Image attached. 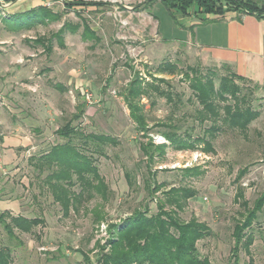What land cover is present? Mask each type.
Returning <instances> with one entry per match:
<instances>
[{"label":"rangeland","instance_id":"374dc122","mask_svg":"<svg viewBox=\"0 0 264 264\" xmlns=\"http://www.w3.org/2000/svg\"><path fill=\"white\" fill-rule=\"evenodd\" d=\"M83 1L102 4L95 9H74L62 0H0V213L42 219L31 232L15 230V238H8L0 223V245L10 249L11 264H95L101 252L109 251V225L145 205L149 213H155L156 202L164 201L165 191L171 187L195 191L178 216L182 220L195 217L210 227L211 234L197 242L200 255L207 256L211 264H264V205L249 230L253 238L250 254L240 250L237 262L231 256L232 228L240 218L234 200L236 188H243L249 204L264 192V87L236 80L245 105L259 112L246 135L223 126L212 140L211 152L168 146L163 155L149 161L139 149L140 141L167 142L164 131L189 132L192 137L201 134L202 126L193 118L198 104L185 78L188 68L211 77L215 87L221 77L231 73L223 65L198 59L181 36L166 38L162 30L168 23L170 29L181 30L176 21L183 16L176 13L173 19L163 4L149 6L151 16L148 7H136L143 0ZM250 1L258 7L264 5V0ZM39 5L59 17L8 31L3 18ZM82 20L94 32L93 37L81 34ZM64 23L79 24V28L64 30L61 41L51 37ZM40 36L51 37V50L34 42ZM165 65L175 70H159ZM135 76L151 82L154 77L164 78L165 82H153L178 93L181 99L175 107L161 96L142 97L147 121L139 132L123 99ZM78 78L85 82L79 85L81 91L90 92L93 102L84 97L83 101L75 89ZM80 105H84V113L75 117ZM67 121L83 134L109 135L116 143L86 145L79 135H73V144L96 167L106 193L102 196L88 188L64 214L45 180L50 169L44 166L39 171L35 165L38 155L67 141L56 132ZM14 133L27 136L31 143L13 153L1 143L3 135ZM185 167L200 173L186 174ZM244 167L247 171L235 182ZM73 179L71 189L79 192L80 184L75 176ZM148 184L160 188L151 193ZM95 213H99V221Z\"/></svg>","mask_w":264,"mask_h":264},{"label":"trees","instance_id":"16d2710c","mask_svg":"<svg viewBox=\"0 0 264 264\" xmlns=\"http://www.w3.org/2000/svg\"><path fill=\"white\" fill-rule=\"evenodd\" d=\"M155 1L161 2L173 19L176 18V13L186 15L193 8L195 13L200 14L222 16L226 11H231L236 15L252 13L257 17H264V5L258 7L250 0H144L137 6L149 8ZM66 4L72 7L73 5H95L97 3L76 1ZM223 4L227 9L224 10ZM58 17L59 15L52 13L49 8L39 5L22 13L3 18V20L12 29H22V27H29L33 22H44L46 19L54 20ZM81 24L83 37H93L94 32L90 30L84 20L81 21ZM78 28L79 24L64 23L51 37L54 36L58 41H61L64 30L68 29L74 32ZM51 37L40 36L34 39V42L51 50ZM47 41L48 43H46ZM159 70L171 72L175 69L171 65H165ZM197 71V68H188L185 78L188 80V87L198 104V107L194 109L193 118L197 124L202 126L201 134L192 137L189 132L181 134L164 131L162 134L167 142L155 144L153 141L145 143L140 141L139 149L147 160L152 161L157 154L163 155L168 146L176 150L200 148L203 152H211L213 150L212 140L223 126L238 129L243 135H246L249 123L259 115L258 111L245 105L244 95H240V87L236 82V80L249 81L230 72L231 75L221 77L215 87L211 77H203ZM153 81L165 82V79L154 77ZM153 81H145L141 77L135 76L123 92V99L137 132L144 130L147 121L141 102L142 97L149 99L150 94L161 96L175 107L181 103L178 93L168 91ZM82 113V107L78 106L75 117H79ZM56 132L66 137L67 141L54 144L49 150L38 155L35 167L39 171H42L44 166L50 169V172L45 176L46 183L53 199L61 205L64 214H67L68 208L72 207L74 203H78L82 192L87 191L88 188L94 189L102 196L106 193V185L97 173L96 167L84 153L79 151L78 146L73 144V135H79L83 144L86 145L88 143L97 145L104 142L115 144L116 141L113 137L105 134H83L78 131L75 125H72L71 121H67ZM155 151L156 154H154ZM184 171L186 174L200 173L191 167H185ZM246 171L245 167L240 169L234 179L235 182L239 183ZM73 176L80 184L79 192H74L71 189L74 185ZM128 183H130L129 179ZM147 187L151 193L160 188L157 184H154L153 187L148 184ZM88 194L90 196V193ZM194 195L195 191L190 188L171 187L165 191L164 201L156 202L155 213H149V207L145 205L143 210L135 209L131 214L120 219L119 223H111L109 225L111 236L107 241L109 251L101 252L96 258L95 264H211L209 258L200 255L197 249V242L211 234L208 224L195 217L182 220L178 216V212L184 208L187 199ZM234 200L239 205L240 218L235 221L232 228L231 256L237 262L240 250L250 254L253 238L249 230L264 205V192L249 204L244 198L243 188L238 185ZM167 205L170 206L169 209H166ZM98 214H94L97 221L101 219ZM40 222L42 219L38 217L27 218L21 215H10L6 211L0 213V223L8 238H15V230L22 233L31 232L32 228ZM0 264H11V253L8 246L0 245Z\"/></svg>","mask_w":264,"mask_h":264},{"label":"crops","instance_id":"0c3cea01","mask_svg":"<svg viewBox=\"0 0 264 264\" xmlns=\"http://www.w3.org/2000/svg\"><path fill=\"white\" fill-rule=\"evenodd\" d=\"M62 1L64 4L67 3ZM76 1L97 4L73 5L70 8L95 9L102 4L101 1L72 0L68 2ZM156 3L162 4L159 1L152 4ZM148 12L153 16L149 8ZM181 16L183 17L179 20L176 15L177 21H179H176V25L180 26L181 30H177V32L176 29H170L169 23L167 29L162 30L168 40L170 37L181 36L184 43L201 61L223 65L230 72L264 87V17L260 18L252 13L215 16L213 14L195 13L194 11H189L188 14ZM16 30L18 29L9 27L8 31L14 32ZM84 83L79 78L74 81V87L83 101L85 100L79 85ZM69 91L71 92V90ZM81 107L84 113V105ZM19 129L20 127L16 126L15 130L19 131ZM30 143L27 136L14 133L7 136L3 135L1 144L6 148V151L14 153L16 149H21Z\"/></svg>","mask_w":264,"mask_h":264},{"label":"built area","instance_id":"2783aa9c","mask_svg":"<svg viewBox=\"0 0 264 264\" xmlns=\"http://www.w3.org/2000/svg\"><path fill=\"white\" fill-rule=\"evenodd\" d=\"M82 95H83L84 99H85L88 103L93 102V98H92V95H91L90 92H88V91H83V92H82Z\"/></svg>","mask_w":264,"mask_h":264}]
</instances>
